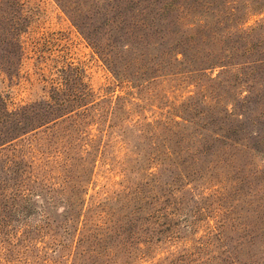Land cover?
<instances>
[{
	"label": "rangeland",
	"instance_id": "374dc122",
	"mask_svg": "<svg viewBox=\"0 0 264 264\" xmlns=\"http://www.w3.org/2000/svg\"><path fill=\"white\" fill-rule=\"evenodd\" d=\"M94 7V0H0V34L10 22L24 24L16 72L0 73L5 111L48 101L67 66L77 68L91 101L73 137L48 125L0 146V264H264L260 146L190 183L160 172L158 190L143 186L144 171L156 168L138 129L172 118L196 87L175 75L136 87L114 80L85 38ZM263 23L264 5L236 20L242 30ZM255 114L240 121L257 142L264 114Z\"/></svg>",
	"mask_w": 264,
	"mask_h": 264
},
{
	"label": "trees",
	"instance_id": "16d2710c",
	"mask_svg": "<svg viewBox=\"0 0 264 264\" xmlns=\"http://www.w3.org/2000/svg\"><path fill=\"white\" fill-rule=\"evenodd\" d=\"M263 5L264 0H94L95 17L85 38L114 80L136 87L155 76L175 75L196 87L172 109V118L138 129L149 149L146 160L156 168L144 171L143 186L158 190L160 172L173 184L190 183L201 170L231 166L239 151L257 152L251 148L255 144L264 154V139L256 142L240 121L245 114L256 113L254 119L264 114L257 113L264 103L259 48L264 35L258 33L264 23L249 30L236 25L240 11ZM23 30V22H10L0 34V73L6 76L20 63ZM79 79L77 68L67 66L60 72L61 88L52 89L48 101L11 113L0 98V146L48 125L53 133L73 137L91 103ZM249 137L254 144H248Z\"/></svg>",
	"mask_w": 264,
	"mask_h": 264
}]
</instances>
